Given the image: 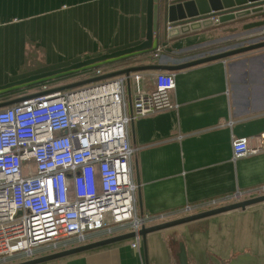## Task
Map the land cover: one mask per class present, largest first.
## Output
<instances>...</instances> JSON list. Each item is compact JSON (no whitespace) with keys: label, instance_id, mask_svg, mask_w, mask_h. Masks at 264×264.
Here are the masks:
<instances>
[{"label":"crops","instance_id":"crops-1","mask_svg":"<svg viewBox=\"0 0 264 264\" xmlns=\"http://www.w3.org/2000/svg\"><path fill=\"white\" fill-rule=\"evenodd\" d=\"M164 4L155 0L149 54L101 62L80 79L95 69L106 74L223 51L191 50L213 42L218 31L259 18L246 16L167 38ZM146 30L147 0H0V85L133 47L143 42ZM155 72L146 73L152 77ZM175 79L171 98L178 107L135 119L129 128L136 147L138 211L164 215L163 221L182 217L189 204L264 183V152L233 159L231 146L233 137L264 132V48L175 71ZM41 86L2 89L0 103L35 94ZM132 99L128 85L129 104ZM226 218L221 230L199 220L185 225L188 231H182L180 241L189 264H264V203ZM179 228L149 233L147 249L142 241L140 251L128 239L42 264H179L173 243Z\"/></svg>","mask_w":264,"mask_h":264},{"label":"built area","instance_id":"built-area-1","mask_svg":"<svg viewBox=\"0 0 264 264\" xmlns=\"http://www.w3.org/2000/svg\"><path fill=\"white\" fill-rule=\"evenodd\" d=\"M148 71L64 91L44 84L36 92L43 95L0 108V264L128 232L136 233L131 247L140 251V231L165 222L164 215L138 211L129 128L135 119L178 107L171 98L176 79L175 71L152 77ZM231 146L233 159L263 153L264 132L233 137ZM263 195L264 183L189 204L183 213Z\"/></svg>","mask_w":264,"mask_h":264},{"label":"water","instance_id":"water-1","mask_svg":"<svg viewBox=\"0 0 264 264\" xmlns=\"http://www.w3.org/2000/svg\"><path fill=\"white\" fill-rule=\"evenodd\" d=\"M154 5H155V0H147V30H146V37L142 43L135 45L133 47L117 50L111 53H105L97 57L84 59L65 67H60L57 69L36 73L28 77H25L23 79H19L4 85H0V90L15 86L27 85L62 73L79 70L91 65H95L97 63L105 62L107 60L121 58L126 55L142 52L153 48L154 40H155ZM164 14H165L166 26L167 27L170 26L168 30L166 27L167 38H174L189 33L191 31L201 29L202 27L219 25L222 23H226L228 21L236 20L251 15L259 18L244 23L242 27L245 30L258 29L264 27V0H165ZM262 48H264V39L253 41L247 45L235 47L230 50H223L182 62H177L172 64L157 63L150 65L128 67L125 69H120L110 73L97 75L88 79H84L60 87H56L53 89V91H64V90L74 89L94 82H99L105 79L113 78L119 75H123V74L129 75L131 72H135V71H146V70L178 71L202 63L219 60V59H226L235 55L255 51ZM43 94L44 92L23 96L12 101L0 103V107L9 106L14 103L20 102L24 99H27L29 97L43 95ZM260 203H264V195L227 204L200 213L179 217L149 227H144L140 231V235L142 236V241L144 242V246L147 249L146 240H147V235L149 233L166 230V229L174 230V228L179 225H183L186 223H190L192 221L204 219L214 215L227 213L233 210H239V209L246 210L248 207ZM135 235H136L135 232H128L12 264H42L60 258H64L67 256L75 255L78 253L90 251L110 244L126 241L128 239L133 238ZM177 256H178L179 264H189L187 249L184 241H179V251L177 253Z\"/></svg>","mask_w":264,"mask_h":264},{"label":"rangeland","instance_id":"rangeland-1","mask_svg":"<svg viewBox=\"0 0 264 264\" xmlns=\"http://www.w3.org/2000/svg\"><path fill=\"white\" fill-rule=\"evenodd\" d=\"M219 35L213 40V42L211 43H208L206 44L203 48H200V49H193L191 50L192 53L196 54V53H199V52H205L207 49H209L210 51L212 50H230L232 48H235V47H239V46H242V45H247L253 41H258V40H262L264 39V27L263 28H258V29H248V30H245L243 29V27L241 26H237V27H231V28H228V29H224L223 31H218ZM222 35H223V38H222ZM189 51V50H188ZM184 53V52H183ZM190 52H188L189 54ZM193 54V55H194ZM193 58V57H192ZM198 58V57H196ZM195 59V58H194ZM191 60V59H189ZM91 76H96V74H93ZM81 76H77V77H74V78H70V79H67V80H63L59 83H63V82H69V83H72L73 82H76V81H80L81 79ZM91 78V77H89ZM59 83H56V84H53V86H56L59 85ZM203 211H207V210H201L197 213H200V212H203ZM239 210H233V211H230V212H227V213H222V214H218V215H214V216H211V217H207V218H204V219H200L199 221H205L206 223V227L207 226H210V227H216V228H219L221 230V227L223 228L225 226V221H226V217L227 215H231V213H237ZM195 214V213H194ZM183 216H186L183 214ZM182 216V217H183ZM226 218V219H225ZM210 222V223H209ZM185 225H189V224H183V225H179L177 227H180L179 229V232H178V235L177 236V241L173 240V243L175 245V247L177 248V250L179 249V246H178V241L181 240L182 238V231L183 233H186L188 231V229L183 230L184 227L186 228ZM204 230V229H203ZM176 231V230H174ZM218 264H221L220 262Z\"/></svg>","mask_w":264,"mask_h":264},{"label":"trees","instance_id":"trees-1","mask_svg":"<svg viewBox=\"0 0 264 264\" xmlns=\"http://www.w3.org/2000/svg\"><path fill=\"white\" fill-rule=\"evenodd\" d=\"M153 48L151 49H148V50H145V51H142V52H138V53H134V54H130V55H126V56H123L121 57L120 59H126V58H132L134 55H143V54H149L151 51H152ZM157 49V47L155 48ZM119 59V58H117ZM99 65V63L95 64V65H91V66H88V67H85V68H82V69H79V70H74V71H69V72H66V73H62V74H59V75H56V76H53V77H49V78H46V79H42V80H39V81H36V82H33V83H30V84H27L25 85L27 88L28 87H36V86H41V85H44V84H49L50 86H52L53 84H56V83H59L63 80H67V79H70V78H74V77H77L79 76L82 72H92L93 69ZM138 66V65H137ZM92 70V71H91ZM96 70V69H95ZM94 70V71H95ZM87 73V74H88ZM93 73V72H92ZM93 77V76H91ZM89 78V77H88ZM88 78H84V79H88ZM84 79H81V80H84ZM63 86V85H62ZM54 88H56V86H53ZM57 87H60V86H57Z\"/></svg>","mask_w":264,"mask_h":264},{"label":"flooded vegetation","instance_id":"flooded-vegetation-1","mask_svg":"<svg viewBox=\"0 0 264 264\" xmlns=\"http://www.w3.org/2000/svg\"><path fill=\"white\" fill-rule=\"evenodd\" d=\"M21 86H25V85H21Z\"/></svg>","mask_w":264,"mask_h":264}]
</instances>
